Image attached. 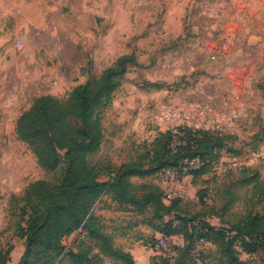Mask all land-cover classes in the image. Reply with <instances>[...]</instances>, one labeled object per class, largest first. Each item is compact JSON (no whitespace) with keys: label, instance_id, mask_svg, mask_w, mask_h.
<instances>
[{"label":"rangeland","instance_id":"374dc122","mask_svg":"<svg viewBox=\"0 0 264 264\" xmlns=\"http://www.w3.org/2000/svg\"><path fill=\"white\" fill-rule=\"evenodd\" d=\"M131 53L140 65L130 68L102 113L104 139L93 157L100 178L128 162L148 166L144 144L160 131L217 130L228 136L221 158L180 181L176 213L167 219L224 229L264 213V0H0V250L14 246L10 264L25 251L15 201L29 184L59 176L46 172L18 138L19 118L36 98L66 99ZM254 176L259 192L244 182ZM131 181L166 189L160 172ZM94 213L116 246L139 247L135 264H162L152 249L161 229L121 210L110 194ZM84 238L85 231L74 232L63 244L76 248ZM179 243L173 236L160 252ZM194 248L195 264L217 263L215 245ZM237 253L243 264H264L262 250L249 254L239 245Z\"/></svg>","mask_w":264,"mask_h":264},{"label":"trees","instance_id":"16d2710c","mask_svg":"<svg viewBox=\"0 0 264 264\" xmlns=\"http://www.w3.org/2000/svg\"><path fill=\"white\" fill-rule=\"evenodd\" d=\"M139 65L134 53L123 54L98 78L76 86L68 98L40 96L19 118L18 138L28 145L46 172L59 176L29 184L24 195L14 200L20 203L17 209L15 206L17 235L25 238V251L18 264H105L106 260L135 264L132 253L115 245L94 213L106 194L121 210L141 215L143 223L161 229L163 236L183 237L184 244L174 247V256L157 255L162 264H195L192 253L200 239L215 245L216 264H243L237 253L239 245L249 254L260 250L264 253V213H250L224 229L202 221L197 228L192 219L185 218H177L180 222L175 225V220L167 218L175 215L179 200L167 204L158 184L131 181V177L145 178L178 168L193 158L201 163L194 173H206L221 158L228 138L217 130L182 126L160 131L152 142L144 144L148 166L128 162L110 179L100 178L103 169L97 167L93 157L104 139L102 113L112 104L130 68ZM244 182H254L253 188L260 191L258 176L245 178ZM83 231L85 238L76 248L63 244L66 235ZM13 249L10 244L6 252L0 250V264L9 262Z\"/></svg>","mask_w":264,"mask_h":264},{"label":"built area","instance_id":"2783aa9c","mask_svg":"<svg viewBox=\"0 0 264 264\" xmlns=\"http://www.w3.org/2000/svg\"><path fill=\"white\" fill-rule=\"evenodd\" d=\"M200 160L198 158H193L191 160H185L184 164L178 168H169L160 172L161 181L166 186L164 191V202L170 203L176 197V187L180 184L184 178L191 173L192 170L197 169L200 166ZM173 236H162L158 238L155 244L152 246L154 252L158 253V255H162L164 257H172L175 255L174 248L171 249L168 254L166 252H160V248L163 247V243L165 240L170 239ZM199 244L202 247L208 248L212 246L211 243L207 242L205 239H200Z\"/></svg>","mask_w":264,"mask_h":264},{"label":"crops","instance_id":"0c3cea01","mask_svg":"<svg viewBox=\"0 0 264 264\" xmlns=\"http://www.w3.org/2000/svg\"><path fill=\"white\" fill-rule=\"evenodd\" d=\"M162 189L164 190V187H163ZM167 204H168V203H167ZM175 236H177V239L181 240V243H179L178 245H179V246H182V245L184 244L183 237L180 236V235H175ZM182 241H183V242H182ZM138 248H139V247L136 246L135 248L130 249V252L132 253L133 256L135 255L136 252L140 251V249H138ZM20 251H21V250H20ZM16 255H17L16 258H13V259H15V261H16V259L18 258L19 254L17 253ZM13 257H14V256H13ZM134 259H135V262H136V258H134ZM136 263H137V262H136ZM7 264H10V261H9Z\"/></svg>","mask_w":264,"mask_h":264}]
</instances>
